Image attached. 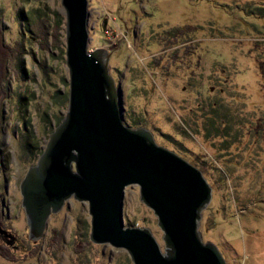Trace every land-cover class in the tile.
Here are the masks:
<instances>
[{
  "label": "rangeland",
  "instance_id": "1",
  "mask_svg": "<svg viewBox=\"0 0 264 264\" xmlns=\"http://www.w3.org/2000/svg\"><path fill=\"white\" fill-rule=\"evenodd\" d=\"M22 9H38L33 23ZM89 11L88 49H117L109 68L128 124L136 128L130 117H144L157 143L213 188L203 241L227 264H264V19L257 14L264 0H89ZM64 12L62 0H0V264H133L125 250L90 240L88 204L73 198L41 239L30 240L20 185L69 106ZM176 27L183 38L171 36ZM208 97L238 108L239 119L262 120V128L216 130L211 113L197 108ZM205 126L215 139L204 138ZM124 223L150 229L165 248L137 185L126 188Z\"/></svg>",
  "mask_w": 264,
  "mask_h": 264
},
{
  "label": "water",
  "instance_id": "2",
  "mask_svg": "<svg viewBox=\"0 0 264 264\" xmlns=\"http://www.w3.org/2000/svg\"><path fill=\"white\" fill-rule=\"evenodd\" d=\"M62 6L69 106L20 185L30 240L41 239L51 216L73 198L88 204L90 240L125 250L133 264H227L199 230L212 186L200 169L159 145L151 130L126 122L123 90L109 68L117 49H88L89 0H62ZM133 185L158 219L164 249L150 229L125 226V193Z\"/></svg>",
  "mask_w": 264,
  "mask_h": 264
},
{
  "label": "trees",
  "instance_id": "3",
  "mask_svg": "<svg viewBox=\"0 0 264 264\" xmlns=\"http://www.w3.org/2000/svg\"><path fill=\"white\" fill-rule=\"evenodd\" d=\"M20 12H21V17L22 18H24L26 21H28L27 18H30V20H31L30 23H33L34 22L33 12H35V14H38V9H36L35 11H33L32 9H29L28 12H27V15L23 11V9ZM257 14L259 15L260 19H264V12H259ZM185 28H187V27H185ZM185 31L186 30L181 28V27H176V28H174L172 30L171 36L175 37V38H179L178 37V35H179L180 38H183V36H185L184 35ZM261 37H263V35H261ZM259 45H260V43L258 44V46ZM62 53H63V55L65 54L64 50L62 51ZM256 59H257L256 61L258 63V57H256ZM214 66L217 67L219 65H218V63H215ZM221 67H224V66H221ZM260 69H262V67H260ZM213 73H214V71H213ZM213 78H214V76H213ZM207 99L208 100H207L206 103H204L202 101L199 102L198 105H197V108L200 107L202 112L206 115V117H207L208 114L211 113L209 120L211 121V125L213 127L217 126L215 128L216 130H219L221 132L224 131L228 135L227 132H230L231 130L236 128V127L234 128L232 126H240L241 124H246V123L248 124V128H249L248 129V133L249 134H252L255 130H258V129L262 128V120L257 122L256 121L257 119L255 121H253L251 118H247V117H246L247 120L239 119L242 116H241V112H237L239 110L238 108H234V106H231L229 103H227V102H225V101H223V100H221V99H219L217 97H208ZM235 112H237V114L234 115V116H231ZM139 118L130 117L129 120L131 121L133 126H135V127H143V125H145L144 123L146 122V121H144L145 118L143 117L144 118L143 119L140 116H139ZM235 121H236L235 125H232V123H234ZM126 122L129 123V121L127 119H126ZM223 123H224V125H223ZM204 130H206V131L208 130L206 128V126L204 127ZM207 132L204 134V138L207 139V140L215 139V137H217L215 135H218V133L217 134H212V128H211L210 131H207ZM33 148H35V147H32V150H33Z\"/></svg>",
  "mask_w": 264,
  "mask_h": 264
}]
</instances>
